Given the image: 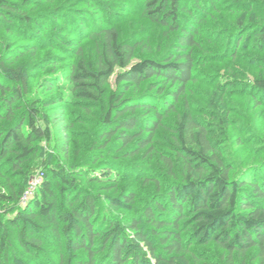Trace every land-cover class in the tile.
<instances>
[{
	"label": "trees",
	"instance_id": "16d2710c",
	"mask_svg": "<svg viewBox=\"0 0 264 264\" xmlns=\"http://www.w3.org/2000/svg\"><path fill=\"white\" fill-rule=\"evenodd\" d=\"M53 1L0 0V31H14L25 41L14 47L0 35V177L9 169L21 173L34 160L39 141L51 138L49 119L39 123V109L27 98L29 81L20 62L25 53L40 45L70 51L75 48L72 35L85 39L95 35V56L86 57L83 50L75 53L65 76L70 94L61 97L99 106L105 142L100 151L119 145L125 157H133L151 145L163 120L177 111L186 96L195 80L194 49L201 46L200 26L224 0H121L125 9L135 8L178 33L174 47L161 58L137 61L140 43L121 40L118 29L104 22L91 0L84 1L94 14H84L83 8L48 16L33 13L37 6ZM231 1L244 8L225 54L264 51V25L253 4ZM113 76L116 86L111 91ZM46 85L53 89L56 84ZM234 86L235 82L228 83L226 91ZM252 88L264 95V80L255 81ZM222 97L220 92L210 94L214 109L207 114L209 120H198L190 112L177 119L171 145L176 157L167 152L161 155L172 182L164 196L155 198L140 215L116 216L102 209L105 199L114 211L135 199L134 192H117L121 174L116 162L94 156L90 173H81L90 179L89 187L82 186L73 173L53 167L45 170L27 203L6 221L0 219V228L12 229L23 251L10 262L7 238H0V264H36L30 255L45 256L49 264H177L192 245L211 242L230 257L256 249L258 264H264V167L232 176L233 167L220 148L230 127ZM61 102L64 99L55 103ZM64 113L62 109L53 117L59 129L70 126ZM156 184L162 189L160 180ZM1 190L0 200L19 204L25 185L5 193ZM48 239L59 247L57 259L44 246Z\"/></svg>",
	"mask_w": 264,
	"mask_h": 264
},
{
	"label": "rangeland",
	"instance_id": "374dc122",
	"mask_svg": "<svg viewBox=\"0 0 264 264\" xmlns=\"http://www.w3.org/2000/svg\"><path fill=\"white\" fill-rule=\"evenodd\" d=\"M91 1L99 9V14L104 16V22L118 29L121 40L140 43L134 61L145 57L161 58L174 47L177 32H169L160 22L148 18L135 8L125 9L120 4L121 0ZM243 1L245 4H253L260 23L264 25V0ZM126 5L132 6V3ZM81 8L86 15L94 14L84 0H54L50 4L37 6L33 13L48 16L61 12L66 14ZM243 8L233 5L231 0H224L218 2L216 9L211 10V17L200 26L201 46L194 49L197 59L194 67L195 80L190 83L177 111L163 120V125L151 145L133 157H125L119 145H109L108 149L100 151L105 142L101 133L99 106L93 103L83 105L73 97L69 100L61 97L70 94L64 86L69 84L65 76L69 71V64L76 60L75 53L83 50L86 57L95 56V35L86 39L80 35H72L75 48L70 51L56 45H40L34 52L25 53L20 62L25 67L29 81L27 98L31 105L39 109V123L43 124L44 119H49L52 133L51 138L39 141L34 160L30 165H25L21 173L15 170L11 172L9 169L6 175L0 177L1 191L5 193L11 187L17 190L25 185V192L34 193L43 181L44 171L52 167L62 169L70 176L77 175L76 180L84 187L92 186L90 179H85L81 173H90V168L95 166L94 156H103L110 164L116 162L120 169L121 180L117 192L124 189L134 192L135 199L127 207L118 208L116 211L105 199L101 201L102 209L116 216L140 215L155 198L164 196L165 188L172 182L161 155L167 152L176 157L171 145L174 144L173 132H176L177 119L185 112H190L198 120H209L207 114L214 109L209 101L212 92L222 93L224 108L229 112L230 127L220 148L224 160L233 167L232 176H238L247 168H263L264 95L257 94L252 87L255 81L264 80V51L249 49L241 51L238 56L225 54L232 36L236 33V20ZM50 34L49 30L47 36ZM0 35L14 47L25 42L24 36L21 37L14 31L1 30ZM49 81L55 82L53 89L46 85ZM232 82H235L234 88L226 91L228 83ZM110 84L112 91L116 86L115 76L110 79ZM220 85L224 86L226 92L220 90ZM257 98L261 100L260 103L256 101ZM57 99H64L65 103H55ZM62 109L70 126L59 129L53 117ZM47 162L51 165L46 166ZM179 169L180 161L177 158L176 170L180 177ZM157 180L161 181L162 189L158 188ZM26 203L23 195L19 204L0 200V219L6 221L14 216L18 207H23ZM3 237L7 238L10 247L7 259L14 262L23 254L20 244L9 227L0 228V238ZM44 246L51 258L57 259L59 247L51 239ZM191 250L184 258L178 259L177 264H258L260 261L256 249H251L245 255L234 253L230 257L227 251L213 242L206 245L194 244ZM23 256L28 257L26 254ZM29 257L36 264H49L45 256Z\"/></svg>",
	"mask_w": 264,
	"mask_h": 264
},
{
	"label": "built area",
	"instance_id": "2783aa9c",
	"mask_svg": "<svg viewBox=\"0 0 264 264\" xmlns=\"http://www.w3.org/2000/svg\"><path fill=\"white\" fill-rule=\"evenodd\" d=\"M32 194H33L32 191L31 192L26 191L23 195V199L27 201Z\"/></svg>",
	"mask_w": 264,
	"mask_h": 264
}]
</instances>
